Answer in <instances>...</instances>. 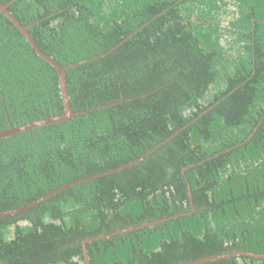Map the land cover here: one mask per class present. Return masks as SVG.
Segmentation results:
<instances>
[{
  "label": "trees",
  "instance_id": "trees-1",
  "mask_svg": "<svg viewBox=\"0 0 264 264\" xmlns=\"http://www.w3.org/2000/svg\"><path fill=\"white\" fill-rule=\"evenodd\" d=\"M0 3L62 67L92 60L66 72L78 115L0 140V213L173 137L0 217V264H87L82 243L116 232L91 264L264 256V0ZM64 113L57 69L0 12V133Z\"/></svg>",
  "mask_w": 264,
  "mask_h": 264
},
{
  "label": "water",
  "instance_id": "water-1",
  "mask_svg": "<svg viewBox=\"0 0 264 264\" xmlns=\"http://www.w3.org/2000/svg\"><path fill=\"white\" fill-rule=\"evenodd\" d=\"M8 8H9V6H6V5H3V4L0 3V12L5 14L9 18V20L23 33V35L25 36L26 40L30 43L32 48L37 53V55L39 57H41L43 60H45L46 62H48L49 64H51L55 69H57L58 76H59V85H60V89H61V96H62L63 103H64L65 113L63 115H61V116H58V117L46 119V120H43V121H36V122H33V123H29V124H27L25 126H22V127L11 128V129H9L7 131L1 132L0 133V140L6 139V138H9V137L21 134V133H25V132H28V131H31V130H35V129H38V128L46 127V126H49V125L67 122V121L71 120L73 117H75L76 115H78V114L74 113V111L72 110V107H71V97L69 95V91H68V87H67L66 72H67V70H70L72 68H75V67L81 66V65H83L85 63H88L89 61H92V60H88V61L77 63V64H74V65H70V66H67V67H62L55 60L54 57L49 56L48 54H46L39 47V45L36 43V41L33 38V36L29 33V28L24 27L16 19V17L9 11ZM104 56L105 55H102L101 57H104ZM83 113H86V112H82L81 114H83ZM172 138H169L165 142L161 143L157 148L153 149L151 152L147 153L145 156L141 157L137 161L131 162V163L125 165V166H122L119 169H116V170H111V171L102 173V174L97 175V176H93V177H90V178H84V179H81V180H77V181L68 183L65 186H63V187H61V188H59V189L47 194L46 196L42 197L41 199H39L38 201L34 202L33 204H31L30 206H28L26 208L19 209V210H12V211H8L6 213H0V217H5V216H9V215H16V214H20V213H23V212H27V211L31 210L32 208L36 207L37 205L41 204L42 202L52 198L53 196L61 193L62 191L66 190V189H68V188H70V187H72L74 185H77V184H80V183H84V182H89V181L101 178V177H103L105 175H110V174H113V173H117V172L125 170V169H127L129 167L137 165L140 162H142L149 154L153 153L156 149L160 148L162 145L167 143ZM184 171H186V170H184ZM159 222L160 221H156L154 223H148V224H145V225H143L141 227H138V228H145V227L151 226L152 224H156V223H159ZM116 234H119V232H116V233L111 234V235H102V236H99V237H96V238L85 240L82 243V246H83V250H84V256H85L86 263L87 264H91L89 256H88V252H87V247H86L88 243H91V242H94V241H97V240H100V239H104V238H110V237H112V236H114ZM238 255H251V254L243 253V252H237V253H234V254H231V255L210 257V258H206V259H203V260L190 262V263H187V264H202V263H205V262H208V261L209 262L210 261H216V260L225 259V258H228V257H231V256H238ZM251 256L264 258V256L255 255V254H252Z\"/></svg>",
  "mask_w": 264,
  "mask_h": 264
}]
</instances>
